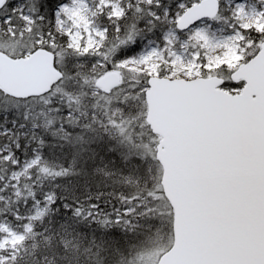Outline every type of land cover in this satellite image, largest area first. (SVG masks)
<instances>
[{
    "label": "snow or ice",
    "instance_id": "snow-or-ice-1",
    "mask_svg": "<svg viewBox=\"0 0 264 264\" xmlns=\"http://www.w3.org/2000/svg\"><path fill=\"white\" fill-rule=\"evenodd\" d=\"M0 264H264V0H0Z\"/></svg>",
    "mask_w": 264,
    "mask_h": 264
}]
</instances>
